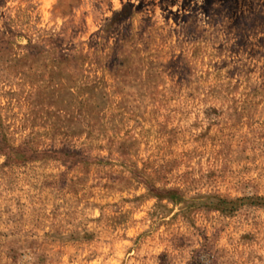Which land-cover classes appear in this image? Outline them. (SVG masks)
<instances>
[{"label": "rangeland", "instance_id": "374dc122", "mask_svg": "<svg viewBox=\"0 0 264 264\" xmlns=\"http://www.w3.org/2000/svg\"><path fill=\"white\" fill-rule=\"evenodd\" d=\"M0 264H264V0H0Z\"/></svg>", "mask_w": 264, "mask_h": 264}]
</instances>
